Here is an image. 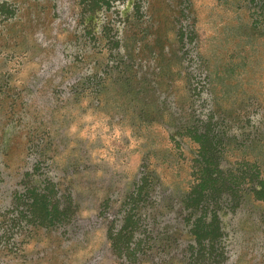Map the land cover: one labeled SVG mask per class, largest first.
<instances>
[{
  "label": "rangeland",
  "instance_id": "1",
  "mask_svg": "<svg viewBox=\"0 0 264 264\" xmlns=\"http://www.w3.org/2000/svg\"><path fill=\"white\" fill-rule=\"evenodd\" d=\"M206 164L226 236L202 264H264V0H0V264H188ZM31 189L70 212L36 225Z\"/></svg>",
  "mask_w": 264,
  "mask_h": 264
},
{
  "label": "trees",
  "instance_id": "2",
  "mask_svg": "<svg viewBox=\"0 0 264 264\" xmlns=\"http://www.w3.org/2000/svg\"><path fill=\"white\" fill-rule=\"evenodd\" d=\"M202 156L205 157V154L203 153ZM214 172L206 164L201 171L203 174L202 179H198L195 185L196 189L191 191L183 201L185 210L190 209L185 220L189 225L187 231L194 239L188 264H202L206 260L217 263L224 255L223 245L225 244L226 233L223 230L218 210L222 208L226 198H220L219 200V198L214 197L213 193L215 191H210L208 195H203L208 185H212L218 178L213 176ZM204 176H208L207 179ZM258 192L264 195V186ZM28 194L24 197L26 202L22 209L27 211V215L32 218L36 225H55L61 222L67 213L70 212L69 203L62 208L58 203L51 201L49 190L42 192L41 190L31 189ZM128 199H132L133 210L136 205L134 202L136 199L133 198V195ZM20 200H22L21 196L15 198V203L18 201L23 203ZM140 229V225H138V221L132 211H128L122 218L120 228L117 231L110 230L111 247L117 256L129 262L138 260V254L142 252L141 245L144 241Z\"/></svg>",
  "mask_w": 264,
  "mask_h": 264
}]
</instances>
